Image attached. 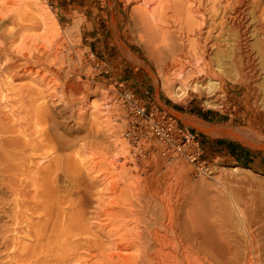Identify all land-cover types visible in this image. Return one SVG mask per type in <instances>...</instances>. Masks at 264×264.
Wrapping results in <instances>:
<instances>
[{
  "label": "rangeland",
  "instance_id": "1",
  "mask_svg": "<svg viewBox=\"0 0 264 264\" xmlns=\"http://www.w3.org/2000/svg\"><path fill=\"white\" fill-rule=\"evenodd\" d=\"M148 1L144 6L126 0H0V18L9 16L0 32L6 60L31 53L26 72L0 68V131L12 129L21 140L34 141L22 158L0 153V264H29L31 259L25 261L32 256L54 261L67 252L78 253L70 264H122L117 255L137 254L126 246L133 234L142 231L150 237L156 229L160 232V224L175 223L189 201L208 203L237 232L230 206H213L208 176L194 177L193 167L183 161L169 164L156 141L134 143L125 138L131 115L124 97L131 94L147 110H164L197 136L207 171L217 162L264 175V115L252 106L246 86L226 84L220 110L205 108L191 90L180 101L166 93L164 68L149 57L134 25L140 14L157 10L152 4L157 0ZM160 1L161 6L181 9L169 15L187 41L212 47L225 18L235 16L239 0ZM250 4L264 17L262 0ZM56 48L66 57L71 52L74 60V52L80 53L79 80L100 87L76 102L80 119L73 121L52 74L59 67L53 56ZM45 50L43 59L40 52ZM46 104L54 120L44 119ZM51 122L56 134L71 141L55 155L43 141L50 136ZM201 128L229 136L212 137ZM7 166L11 173L5 172ZM68 185L88 191L83 214L73 189L63 192ZM202 185L209 191L199 190ZM153 207L157 224L144 226L141 217L153 216ZM38 234L51 238L36 239ZM179 251L184 252L182 246Z\"/></svg>",
  "mask_w": 264,
  "mask_h": 264
},
{
  "label": "bare ground",
  "instance_id": "2",
  "mask_svg": "<svg viewBox=\"0 0 264 264\" xmlns=\"http://www.w3.org/2000/svg\"><path fill=\"white\" fill-rule=\"evenodd\" d=\"M126 1L128 4L140 2H143L144 6L150 4L148 0ZM191 1L195 3L197 0ZM198 3L200 4L199 0ZM152 4L157 6V10L140 14L139 22L134 25L149 57L158 67L164 68V87L169 96L180 101L188 94L187 91L191 90L205 108L220 110L224 107L225 85H244L251 93L252 106L260 109L264 115V17L258 13L255 4H250V0H239L237 6L233 8L235 16L225 18L218 39L212 47L205 43L195 45L185 39L184 32L174 25L176 19L169 15L180 13V8L161 6L160 0ZM188 6L189 9H196L191 4ZM8 19L9 16L0 18V32ZM2 41L1 38L0 42ZM30 54L28 51L13 54L11 60L7 61L8 50L0 45V68L10 67L17 73L26 72L30 69L28 67ZM40 54L45 59L46 50ZM74 54L75 60L71 52L66 57L56 48L53 56L59 67L57 71L52 72L54 80L60 86L59 92L63 102L70 110L68 119L71 121L80 119L76 102L85 101L90 90L95 94L100 88L91 87L90 82L79 80L78 76L82 70L81 54L77 51ZM114 99L113 97L112 100ZM42 113L44 119L54 120L49 105L44 106ZM50 128V136L43 141L46 146H51V151L55 155L57 151L64 150L71 141L64 135L55 133L53 122ZM201 130L212 137L229 136L224 132L207 131L204 128ZM32 143L34 141L30 139L21 140L12 129L0 131L2 154L9 152L22 158L20 154ZM154 160L158 161V155ZM168 162L177 164L181 161L170 163L168 159ZM5 172L11 173V166H7ZM205 176L211 180L209 187L213 191V206H224L226 203L230 206L232 225L237 232L228 227V221L218 214L219 211L207 207L208 203L198 204L199 201H189L183 209V215L177 218L175 223L169 221L160 224V232L156 229L150 237L142 231H138L137 235L133 234L126 246L136 250L137 254L132 257L117 255V259L121 260L122 264H262L264 175L242 165L223 166L215 162ZM11 179L7 181L11 182ZM3 181L6 182L5 179ZM206 187L207 185H204L198 189L209 191ZM72 189L78 197L77 208L80 214H83L84 208L87 207L88 191L78 185L74 188L73 185H68L63 192L69 193ZM152 212L154 215L148 218L139 215L143 218L141 222L144 226L151 221L154 225L157 224V212L154 207ZM50 238L51 236L47 234L36 235V239L45 241ZM180 246L184 252L179 251ZM67 255L68 252L61 254L54 261H50L49 257L36 259L32 256L25 262L31 259L29 264H70L78 259L76 252Z\"/></svg>",
  "mask_w": 264,
  "mask_h": 264
},
{
  "label": "built area",
  "instance_id": "3",
  "mask_svg": "<svg viewBox=\"0 0 264 264\" xmlns=\"http://www.w3.org/2000/svg\"><path fill=\"white\" fill-rule=\"evenodd\" d=\"M124 102L131 115L125 138L134 143L156 141L164 148L170 163L183 161L193 167V176L199 177L208 172L202 160L203 150L197 136L167 115L158 107L144 105L126 94ZM162 109V108H161Z\"/></svg>",
  "mask_w": 264,
  "mask_h": 264
}]
</instances>
